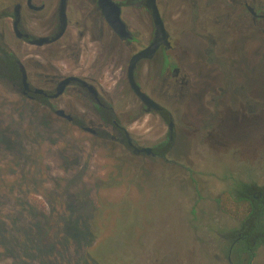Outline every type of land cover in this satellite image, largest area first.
I'll return each instance as SVG.
<instances>
[{"label": "flooded vegetation", "instance_id": "1", "mask_svg": "<svg viewBox=\"0 0 264 264\" xmlns=\"http://www.w3.org/2000/svg\"><path fill=\"white\" fill-rule=\"evenodd\" d=\"M8 96L139 160L136 183L160 168L197 206L196 241L211 253L175 264H264V151L222 169L204 154L225 125L264 120V0H0Z\"/></svg>", "mask_w": 264, "mask_h": 264}, {"label": "rangeland", "instance_id": "2", "mask_svg": "<svg viewBox=\"0 0 264 264\" xmlns=\"http://www.w3.org/2000/svg\"><path fill=\"white\" fill-rule=\"evenodd\" d=\"M34 116L15 97L0 98V136L7 139L0 143V264L210 260L196 241L205 221L189 214L197 206L168 186L160 168L154 181L136 183L139 160L124 156L121 162L69 125L42 124ZM186 144L189 162L200 163L197 140ZM257 149L264 151V120L225 125L204 154L222 169L220 161Z\"/></svg>", "mask_w": 264, "mask_h": 264}, {"label": "water", "instance_id": "3", "mask_svg": "<svg viewBox=\"0 0 264 264\" xmlns=\"http://www.w3.org/2000/svg\"><path fill=\"white\" fill-rule=\"evenodd\" d=\"M157 29L159 33H164V28L162 22L157 23Z\"/></svg>", "mask_w": 264, "mask_h": 264}]
</instances>
